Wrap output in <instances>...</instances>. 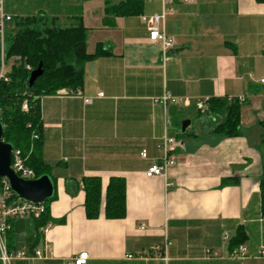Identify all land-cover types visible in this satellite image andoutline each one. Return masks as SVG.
Listing matches in <instances>:
<instances>
[{"label":"crops","instance_id":"crops-1","mask_svg":"<svg viewBox=\"0 0 264 264\" xmlns=\"http://www.w3.org/2000/svg\"><path fill=\"white\" fill-rule=\"evenodd\" d=\"M104 9L105 2L94 25L82 16L86 32L99 34L86 52L100 46L107 54L85 63L80 95L40 99L41 156L54 199L44 230L32 219L12 222L8 248L29 257L9 264H63L83 252L86 264H264V1L172 0L163 7L143 0L139 15L122 17ZM161 14L159 26L173 39L165 58L142 21ZM163 94L185 104L162 107L155 100ZM240 97L236 137L213 135L220 118L194 106ZM164 135L177 141L175 163L165 176L147 178ZM85 177L101 184L95 219L85 215ZM111 177L125 183L121 219L103 213ZM241 229L243 256L231 258ZM46 248L45 258H31Z\"/></svg>","mask_w":264,"mask_h":264},{"label":"trees","instance_id":"trees-1","mask_svg":"<svg viewBox=\"0 0 264 264\" xmlns=\"http://www.w3.org/2000/svg\"><path fill=\"white\" fill-rule=\"evenodd\" d=\"M104 2L106 15L113 17L139 15L143 7V0H124L116 5H110L109 0ZM66 22L61 24L58 18L43 14L26 18L12 17L4 39V64L7 70L6 80L0 79L2 140L13 149L20 150L23 155L30 152L27 165L33 170L35 178L51 176V168L41 156L40 99L80 90L85 63L107 54L100 46H97L93 54L86 52V30L81 17H73ZM39 65L42 75L29 86L30 73ZM22 104H25V110ZM204 105V112L220 118L212 131L213 135H239L240 102L236 98H210L205 100ZM262 142L264 144V138ZM82 184L85 215L88 219H95L101 203L100 180L97 177H85ZM259 195L260 212L264 218V168L259 180ZM53 199L54 196L43 203L46 212L34 220L36 229L48 223V206ZM103 213L107 219L124 217L125 183L122 178L109 179L104 194ZM245 239L244 231L239 230L232 242L231 251Z\"/></svg>","mask_w":264,"mask_h":264},{"label":"built area","instance_id":"built-area-1","mask_svg":"<svg viewBox=\"0 0 264 264\" xmlns=\"http://www.w3.org/2000/svg\"><path fill=\"white\" fill-rule=\"evenodd\" d=\"M5 0H0V79L6 80L5 78V64H4V39L7 31L8 23L11 21L12 17L4 12L3 3ZM172 0H161L162 6L165 7L166 4L171 3ZM189 1L192 0H183ZM163 14L151 17H142V21L145 23L146 28L149 32V40L151 42L158 43L161 47L162 57H166L167 50L173 44V39L168 37L164 30L159 26ZM29 70V66L26 67ZM264 85V79L260 81ZM70 95H80V91L69 92ZM103 94H97V97L101 98ZM240 103L244 101L242 97L236 98ZM184 99L175 98L168 94H163L160 98L156 99L155 102L166 107L167 105H183L185 104ZM86 104L91 102V99H84ZM205 100L197 99L194 102V106L197 110L204 111ZM23 109L26 106L23 105ZM35 137V136H34ZM177 147V141L173 137L164 135L158 149L161 152V159L158 163H155L147 168L145 171V176L147 178L155 176H165L167 168L174 165V158L170 154ZM30 153V152H29ZM23 155L20 150L12 149L10 167L11 169L22 179L31 180L35 178L33 170L27 165V159L29 156ZM141 157H145V152H141ZM46 212V208L43 203L33 204L30 202L22 201L16 197V195L11 191L9 185L5 179H0V262L1 264H9L13 259H24L29 257L24 252L10 251L7 245V236L11 231L12 222L15 220L22 219H39ZM47 224L44 226L43 230ZM157 249V248H155ZM244 247L239 245L234 248L229 257L231 258H241L243 256ZM48 254V248L46 252L34 251L31 258H45ZM206 254L211 257H217V254L206 250ZM260 254L264 256V249L260 251ZM88 259V254L86 252L80 253L78 256L66 260L63 264H86Z\"/></svg>","mask_w":264,"mask_h":264},{"label":"rangeland","instance_id":"rangeland-1","mask_svg":"<svg viewBox=\"0 0 264 264\" xmlns=\"http://www.w3.org/2000/svg\"><path fill=\"white\" fill-rule=\"evenodd\" d=\"M103 4L104 0H5L3 9L6 14L14 18L43 14L46 17L58 18L61 24H67L66 19H71L72 16L82 19L83 16L85 25H94L97 22L98 12L102 11ZM86 33V43L90 47L99 34L96 30ZM23 105L25 104H22V109Z\"/></svg>","mask_w":264,"mask_h":264},{"label":"water","instance_id":"water-1","mask_svg":"<svg viewBox=\"0 0 264 264\" xmlns=\"http://www.w3.org/2000/svg\"><path fill=\"white\" fill-rule=\"evenodd\" d=\"M42 75V68L39 65L30 73L28 85ZM189 121L181 122V132L188 127ZM3 127L0 122V179H5L11 191L22 201L33 204L44 203L53 197L54 183L49 175H42L31 180L20 178L10 167L13 147L2 140Z\"/></svg>","mask_w":264,"mask_h":264}]
</instances>
